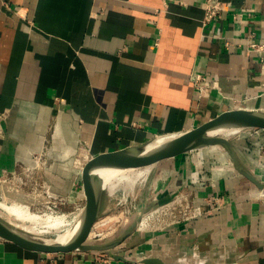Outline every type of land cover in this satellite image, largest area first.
Segmentation results:
<instances>
[{
  "label": "crops",
  "instance_id": "1",
  "mask_svg": "<svg viewBox=\"0 0 264 264\" xmlns=\"http://www.w3.org/2000/svg\"><path fill=\"white\" fill-rule=\"evenodd\" d=\"M220 1L223 11L207 21L204 0H0V176L47 155L45 178L82 208L92 157L181 133L228 109H264V48L249 47L264 44V0ZM232 141L240 162L264 181V130ZM3 187L10 198L43 205V196L8 183L0 197ZM146 188L156 192L153 205L187 194L202 203L218 197L221 208L135 226L104 252H38L0 238V264H144L145 257L264 264V189L223 147L161 160ZM104 207L97 232L116 217L103 221ZM133 222L113 225L126 232Z\"/></svg>",
  "mask_w": 264,
  "mask_h": 264
},
{
  "label": "water",
  "instance_id": "2",
  "mask_svg": "<svg viewBox=\"0 0 264 264\" xmlns=\"http://www.w3.org/2000/svg\"><path fill=\"white\" fill-rule=\"evenodd\" d=\"M226 127H238L241 129L258 128L264 130V109L245 107L228 109L197 127L176 133L173 138L155 149L147 151L145 149L146 143H143L92 157L83 169L86 199L80 217V224L76 233L66 242H53L47 240V238L27 233L1 214L0 238L12 241L29 250L47 253L68 251L104 252L114 250L131 235L135 226L137 227V221L129 230L110 241L95 243L88 240L95 223L101 215L106 189L102 183V179L95 170L107 165L122 167L154 165L163 159L207 146L223 147L229 153L239 173L260 189H264V181L256 177L240 162L230 137L212 133L217 129ZM168 201L169 199L156 202L154 205L160 206ZM114 257L125 260V257L118 253H115ZM141 262L144 264H165L161 259L156 257H145L141 259Z\"/></svg>",
  "mask_w": 264,
  "mask_h": 264
},
{
  "label": "bare ground",
  "instance_id": "3",
  "mask_svg": "<svg viewBox=\"0 0 264 264\" xmlns=\"http://www.w3.org/2000/svg\"><path fill=\"white\" fill-rule=\"evenodd\" d=\"M240 130L241 128L238 127H226L217 129L212 133L231 137L237 134ZM175 135L176 134H166L162 136L163 138L161 141L156 140L158 138L156 137L155 139L146 142L145 149L149 151L160 147ZM152 168L153 165L142 167L107 165L96 169L95 172L102 179L103 185L110 194H123L127 190H132L136 186H141L148 179ZM82 210L83 208L74 213L75 218L73 217L74 220L70 221V213L57 212L49 208L42 212H36L32 210L28 203L14 200L10 198L9 195H4L3 200H0V214L4 217L6 216L15 226L36 236L55 231L56 237L47 240L58 243L68 241L76 233L80 224ZM151 214L152 212L142 219L140 223L141 228L147 229L150 223H148V219Z\"/></svg>",
  "mask_w": 264,
  "mask_h": 264
},
{
  "label": "built area",
  "instance_id": "4",
  "mask_svg": "<svg viewBox=\"0 0 264 264\" xmlns=\"http://www.w3.org/2000/svg\"><path fill=\"white\" fill-rule=\"evenodd\" d=\"M230 6L233 7L231 4ZM203 7L205 10V19L207 21L216 18L224 9V5L220 0H204ZM249 47L260 50L264 48V44L252 41L250 42ZM202 80L203 77L199 74H197L194 79L197 89L200 92H204L205 88L201 83ZM260 130L261 129L255 128L256 132H259ZM48 164L49 160L47 155L43 157L36 155L33 164L20 165L17 170L15 169L0 176V181L8 183L19 190L27 191L31 195L43 196L45 198L43 206H47L49 209L55 211L57 209H62L69 198L68 195L57 191L52 183L45 178L44 172L46 171ZM220 208L221 201L218 197L202 203L195 202L187 194H179L176 195L173 200L158 206L152 214L157 212V219L160 225L168 226L182 221L193 220L207 212L219 210ZM101 234L102 232H97V235Z\"/></svg>",
  "mask_w": 264,
  "mask_h": 264
},
{
  "label": "rangeland",
  "instance_id": "5",
  "mask_svg": "<svg viewBox=\"0 0 264 264\" xmlns=\"http://www.w3.org/2000/svg\"><path fill=\"white\" fill-rule=\"evenodd\" d=\"M250 132H256L255 128L241 129L237 134L231 136L230 139L231 140L236 139L238 136L245 135L246 133L249 134ZM235 136H237V137H235ZM162 138L163 137L161 136V137L157 138L156 140L161 141ZM147 181H148V179L141 186H136L134 189L127 190L123 194H120V193L110 194L109 191L107 189H105V196H104V205H105L104 211L105 212H104L102 219L104 221L105 219L109 218V216H112V218L114 216H116V217H114L110 223L105 224L103 226V228L101 226L98 227L99 232H102L101 235H97V231L93 229L91 231L89 239H88L90 242L104 243L108 240H112V239L116 238L117 236L121 235L125 231L124 227L123 226H117V224H116V226L113 225L114 220L115 219L117 220V218L121 220L124 217L125 219H127L128 223H134L133 221L135 219L137 221V228L141 229L140 223H141L142 219L146 215H149L151 212L156 210L158 207L156 205L150 204V203H152V201H154L153 197L155 196L156 192L151 193V191L146 188ZM2 183H4V182L0 181V184H2ZM2 190H3V193L1 195L2 197H0V200H3L4 195H9V192L4 187L2 188ZM25 192H27V191H25ZM110 195H112V196H110ZM175 197H176V194L174 196H172L169 199V201L173 200ZM14 200H17V199H14ZM19 200H17V201H19ZM20 201L25 202L23 200H20ZM145 205H146V207H144ZM64 206H67V207H64ZM64 206L62 207V209H57L56 211L57 212L70 213L69 214L70 221L74 220V218H75L74 213H76L77 211L80 210V208H79L80 206L74 204V202H70V200H68ZM31 208L33 211H36V212H42V211H45L48 209L47 206H43V205L39 206L37 208H33V207H31ZM78 208H79V210H78ZM157 217H158L157 212H155V214L153 213L152 215H150V217L148 219V223L149 222L150 223H149V226L147 228L154 229V227L160 226V223L158 222ZM5 218L8 219L6 216H5ZM131 227H133V226H131ZM101 229H104V230H101ZM144 230H146V228ZM49 234H51V235H49ZM40 236L47 238V239H53L56 237V233H55V231H52V232L41 234Z\"/></svg>",
  "mask_w": 264,
  "mask_h": 264
}]
</instances>
